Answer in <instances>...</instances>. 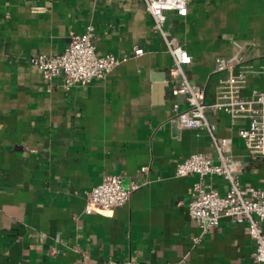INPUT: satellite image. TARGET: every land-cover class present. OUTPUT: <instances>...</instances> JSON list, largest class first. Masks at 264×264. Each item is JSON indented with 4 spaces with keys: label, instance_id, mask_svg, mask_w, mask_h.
<instances>
[{
    "label": "crops",
    "instance_id": "1",
    "mask_svg": "<svg viewBox=\"0 0 264 264\" xmlns=\"http://www.w3.org/2000/svg\"><path fill=\"white\" fill-rule=\"evenodd\" d=\"M153 23L143 0H0V264H261L246 223L223 217L194 242L188 203L200 178L177 166L217 152L206 128L169 121L174 102L186 103L171 92L173 59ZM90 25L99 55L128 57L105 78L67 89L32 65ZM167 29L192 56L187 75L208 103L227 76L214 72L220 56L241 59L233 71H245L244 96L263 88L264 0H189L186 15L167 13ZM208 118L243 164L242 185L264 186V157L239 136L249 119ZM110 174L141 186L114 211L86 214L87 193ZM204 183L228 188L218 175Z\"/></svg>",
    "mask_w": 264,
    "mask_h": 264
},
{
    "label": "built area",
    "instance_id": "2",
    "mask_svg": "<svg viewBox=\"0 0 264 264\" xmlns=\"http://www.w3.org/2000/svg\"><path fill=\"white\" fill-rule=\"evenodd\" d=\"M147 11L153 18V29L164 40L167 51L173 59L170 68L172 77L171 92L183 97L186 107L174 102L172 125L188 128H206L213 139L217 159L194 153L177 166L178 176L197 174L199 180L192 184L188 203L190 217L199 227V235L194 238L199 243L204 236L214 233L223 217L234 222L246 223V232L255 240L253 258L264 264V186H243L240 172L243 164L230 154V140L216 133V126L209 121L208 112L222 110L233 116H245L248 127L239 130V136L254 157H264V86L256 89L250 96H244L242 89L245 71L234 73L233 69L241 59L220 56L216 59L214 72H227L221 78L217 100L206 101V88L193 84L186 72L192 56L177 44L167 29V13L175 11L186 15L189 0H143ZM95 27L90 25L80 34H73L65 50L60 54H40L32 56V65L41 70L48 80L61 76L67 89L86 86L95 80L105 78L118 64L128 59L109 53L99 55L94 39ZM144 53L142 48L134 50L135 55ZM261 72L264 77V65ZM148 170V166L141 168ZM218 175L228 181V188L221 194L208 188L205 178ZM141 184L131 181L125 184L121 175L110 174L94 186L88 193L84 212L86 214L111 212L125 205ZM128 264H131L128 262Z\"/></svg>",
    "mask_w": 264,
    "mask_h": 264
}]
</instances>
